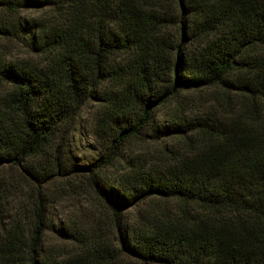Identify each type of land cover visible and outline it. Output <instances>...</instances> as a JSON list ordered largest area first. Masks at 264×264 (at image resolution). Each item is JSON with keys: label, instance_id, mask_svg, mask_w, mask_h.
<instances>
[{"label": "trees", "instance_id": "1", "mask_svg": "<svg viewBox=\"0 0 264 264\" xmlns=\"http://www.w3.org/2000/svg\"><path fill=\"white\" fill-rule=\"evenodd\" d=\"M23 7L49 9L51 20H15ZM0 9V33L44 56L0 60L12 114L0 110V164L24 166L40 184L87 176L117 233L116 249L97 223L60 227L72 250H47L48 199L37 191L28 228L2 226L0 264H264V0H0ZM173 24L207 37L202 48L185 58ZM185 87L232 92L234 109L225 122L177 116L165 130L177 148L163 162L130 165L108 183L102 171ZM97 95L116 136L79 164L56 140ZM36 157L43 163L29 171ZM147 201L138 226H124L122 213Z\"/></svg>", "mask_w": 264, "mask_h": 264}, {"label": "rangeland", "instance_id": "2", "mask_svg": "<svg viewBox=\"0 0 264 264\" xmlns=\"http://www.w3.org/2000/svg\"><path fill=\"white\" fill-rule=\"evenodd\" d=\"M0 13L2 10L0 9ZM52 11L23 7L14 16L15 20H36L49 22ZM173 44L179 46L185 58L198 52L207 37L194 36L191 28L173 24L167 29ZM184 34V35H183ZM118 59L122 60L120 56ZM0 60L9 63L29 61L34 64L44 60L20 39L4 36L0 33ZM232 80V79H231ZM106 84L101 86L102 93L108 91ZM10 86L0 81V110L9 119L12 114L4 109V98ZM178 91V90H177ZM232 92L223 94L220 88H181L170 100L159 106L155 111L140 138H130L122 147L120 156L112 165L104 169L101 175L111 185L118 183L126 168L130 165L153 166L163 162L171 150L177 148V140L165 135V130L171 127L177 116L189 118L209 117L218 122H225L226 117L234 109ZM3 104V105H2ZM111 107L99 95L86 101L78 111L75 119L65 127L57 137H63V155L73 162L83 164L103 155L116 136V125L108 124ZM164 134V135H163ZM55 144V145H56ZM54 150L50 153L52 160ZM39 157L27 161L29 171L36 172ZM87 176H61L48 183L40 184L34 181L24 166H14L10 163L0 164V232L3 227L14 224L28 228L31 221L32 200L40 191L48 199V229L44 236L47 250H72L74 245L65 240L59 232L60 227L79 228L89 223H97L106 231L109 242L117 249V233L110 218V212L103 200L97 196L87 184ZM32 197V198H31ZM155 202L147 201L142 206L131 207L122 213V223L129 228L141 222L143 213H147Z\"/></svg>", "mask_w": 264, "mask_h": 264}]
</instances>
